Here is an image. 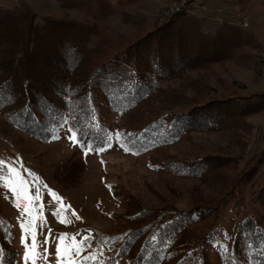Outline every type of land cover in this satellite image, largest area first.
Masks as SVG:
<instances>
[{
    "label": "trees",
    "instance_id": "trees-1",
    "mask_svg": "<svg viewBox=\"0 0 264 264\" xmlns=\"http://www.w3.org/2000/svg\"><path fill=\"white\" fill-rule=\"evenodd\" d=\"M229 1L234 21L229 16L213 30L204 17L178 12L136 40L117 41L102 22L115 10L110 0L71 3L92 22L39 19L23 0L0 8L5 122L41 141L57 137L63 127L94 147L108 146L111 137V144L134 154L152 153L156 169L221 187L216 196L194 189L184 203L161 198V206L144 207L112 185L126 209L116 228L95 227L83 240L79 259L96 257L83 264H264V148L247 158L198 146L192 155L168 152L180 142L194 144L197 131H221L241 142L240 133L252 129L247 117L264 111V92L216 94L204 87L190 96L169 84L214 64H250L247 48L264 46L254 29L236 24L245 0ZM233 208L227 226L224 219ZM10 240L9 219L0 207L5 264H12Z\"/></svg>",
    "mask_w": 264,
    "mask_h": 264
},
{
    "label": "rangeland",
    "instance_id": "rangeland-1",
    "mask_svg": "<svg viewBox=\"0 0 264 264\" xmlns=\"http://www.w3.org/2000/svg\"><path fill=\"white\" fill-rule=\"evenodd\" d=\"M20 1L0 0V8L14 7ZM23 1L39 19L48 16L93 21L89 13L71 4L74 0ZM110 1L115 10L102 22L107 24L116 41L121 38L136 40L153 29L157 22L165 19L163 11L170 4L169 0ZM231 10L230 1L221 0L212 3L207 12L198 16L204 17L206 28L213 30L229 16L234 21L235 14ZM236 14L237 21L241 18L248 20L249 26L244 29H254L258 40L264 45V0H245ZM93 40L90 44H93ZM247 52L253 55L250 64H214L205 69L189 71L184 78L175 79L169 84L190 96L199 95L204 87L216 94H227L229 91L241 95L264 92V46L259 49L247 48ZM247 121L252 124V129L240 133L241 142L237 143L225 132L197 131L192 134L194 144L180 142L172 145L168 152L178 156L192 155L198 147H202L212 153L227 151L247 158L264 148V111L248 116ZM71 134L63 127L57 137L41 141L24 134L0 117V160L4 161L6 167L11 166L16 170L12 177L15 183L21 179L24 181L21 185L23 194L19 197L0 183V207L9 219L11 232L7 247L13 253L12 264H24L22 236L29 245L30 257L33 256L32 231H22L21 223L35 232L38 245L36 264H56L55 248L61 237L65 238V244L73 243L72 238L79 243L85 237L92 236L95 227L105 230L116 228L118 214L124 212L126 207L113 195L112 185L132 193L144 207L161 206V198L184 203L194 189H199L205 197L220 194L219 185L156 169L152 165V153L134 154L112 143L110 147H103L105 150L102 152L89 151L85 154L86 149L74 142ZM49 189L58 194L64 207L54 202ZM172 191L180 194V197L173 195ZM37 194L38 199L25 200V197H35ZM17 203L21 205L20 208L16 207ZM25 206L31 208V214L22 215ZM235 212L234 208L227 212L225 225H229L228 217ZM45 249L47 259L44 258Z\"/></svg>",
    "mask_w": 264,
    "mask_h": 264
},
{
    "label": "snow or ice",
    "instance_id": "snow-or-ice-1",
    "mask_svg": "<svg viewBox=\"0 0 264 264\" xmlns=\"http://www.w3.org/2000/svg\"><path fill=\"white\" fill-rule=\"evenodd\" d=\"M71 131V129H69ZM74 142H77L78 144L83 145V147L86 149V153L89 151H96V152H102L105 149L103 147H94L91 143L83 141V140H78L76 133L72 132L71 137H70ZM111 137H108L107 143L109 147L111 146ZM128 151L129 149H125ZM5 170L7 171V176L4 175ZM15 169L11 166H8L7 169H5V164L4 161L0 160V183H3L6 188H8L14 195L17 197L21 196L23 194V189L21 188V185L24 183V181L21 179L19 183H15L12 180L13 175L15 174ZM49 194L54 198V202L60 203L61 207H64L62 203V199L58 196L57 193L49 189ZM39 196L35 197H25L26 201H30L32 199H38ZM17 208H20L21 205L19 203L16 204ZM31 208L28 206H25L23 208V214H31ZM77 219L79 217L77 216ZM63 223V221H61ZM20 228L24 232H29L32 231V243H31V251L33 253V256L30 257L29 255V245L28 243L25 242V237H21V242L24 244L25 252L23 254V261L24 264H29V261L31 260V264H36V249H37V241H36V236L34 230H31L29 227L26 226L25 223H21ZM73 239V243L71 244H65L64 237L60 238V243L56 246L55 248V257H56V264H83V262H87L88 260H96L95 255H88L83 257V262L79 259L81 256V252L85 246L84 241H80L79 243L75 242V238ZM85 240L88 238L85 237ZM44 243H47V240L44 241ZM44 258H48V253L47 249L44 250ZM5 252L3 248H0V264H5Z\"/></svg>",
    "mask_w": 264,
    "mask_h": 264
},
{
    "label": "built area",
    "instance_id": "built-area-1",
    "mask_svg": "<svg viewBox=\"0 0 264 264\" xmlns=\"http://www.w3.org/2000/svg\"><path fill=\"white\" fill-rule=\"evenodd\" d=\"M170 4L164 9L163 18L170 16L178 12H184L186 14L198 15L204 14L209 10L212 3L221 0H169ZM240 27L247 28L249 26L246 18H241L236 22Z\"/></svg>",
    "mask_w": 264,
    "mask_h": 264
},
{
    "label": "bare ground",
    "instance_id": "bare-ground-1",
    "mask_svg": "<svg viewBox=\"0 0 264 264\" xmlns=\"http://www.w3.org/2000/svg\"><path fill=\"white\" fill-rule=\"evenodd\" d=\"M164 19H161V21H163Z\"/></svg>",
    "mask_w": 264,
    "mask_h": 264
}]
</instances>
